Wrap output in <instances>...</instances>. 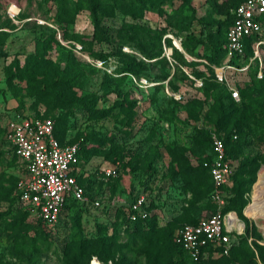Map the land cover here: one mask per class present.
<instances>
[{"label":"rangeland","instance_id":"374dc122","mask_svg":"<svg viewBox=\"0 0 264 264\" xmlns=\"http://www.w3.org/2000/svg\"><path fill=\"white\" fill-rule=\"evenodd\" d=\"M236 1L215 0L223 10ZM76 4L0 0V264H192L175 250L172 238L181 223L215 210L201 164L210 161L211 134L226 137L232 130L237 141H227V148L237 149L226 157L233 173L247 162L241 178H253L242 195L249 233L239 239L244 236L239 220L242 229L230 237V251L216 252L200 264H264L251 246L252 241L264 246L263 219L247 213L264 172V114L258 108L264 107V47L260 63L231 79L244 86L239 101L217 111L214 95L221 86L213 80L215 64L206 59L209 49L196 45L207 31L214 32L203 21L222 15L207 0H191L194 13L187 12L181 31L167 25L169 5L156 8L129 0L118 1L113 9L103 5L95 28L89 11ZM69 13L71 22H56ZM180 42L192 48L191 55ZM174 51L196 64L181 65ZM12 114L50 117L62 142L83 138L79 169L90 180L84 181L87 193L102 204L124 192L120 180L131 190L137 184L155 192L170 212L164 220L156 215L157 228L171 232L168 240L155 245L157 237L150 233L111 236L110 216L80 204L71 205L66 218L43 235L36 220L11 198L22 170L2 137ZM113 164L118 177L103 180L100 170ZM223 193L225 200L229 191ZM105 254L109 259L97 257Z\"/></svg>","mask_w":264,"mask_h":264},{"label":"built area","instance_id":"2783aa9c","mask_svg":"<svg viewBox=\"0 0 264 264\" xmlns=\"http://www.w3.org/2000/svg\"><path fill=\"white\" fill-rule=\"evenodd\" d=\"M230 13L231 23L226 29L223 46L224 58L213 67V77L226 88L234 101H238V85L231 79L235 74H244L253 61L261 62L264 0H241ZM250 36L255 37L251 42L252 55L246 63L237 65L231 62L242 59L243 41ZM2 137L10 153L22 164L12 194L15 203L24 207L43 231L49 233L54 230L68 200L81 206L87 204L94 209L104 208L105 205L106 208L110 207L112 213L120 210L129 222L150 216L148 192L143 188L134 193L128 202L111 198L102 204L101 198H91L85 186L79 184L76 178L82 138L72 143L58 142L50 117H22L13 114L4 123ZM234 138L235 134H232ZM210 141L211 158L203 165L208 168L211 181L208 200L215 205V210L194 224L183 223L173 235L174 243L193 261L206 256L208 249L213 254L215 250L226 254L231 246L230 237L242 229L233 211H221L225 203L223 188L229 184L234 170L225 155L223 137L211 134ZM117 171V165L113 164L101 169L100 173L103 180H108L116 177Z\"/></svg>","mask_w":264,"mask_h":264},{"label":"trees","instance_id":"16d2710c","mask_svg":"<svg viewBox=\"0 0 264 264\" xmlns=\"http://www.w3.org/2000/svg\"><path fill=\"white\" fill-rule=\"evenodd\" d=\"M120 0H77V4L76 7L77 8H85L89 11V15L93 20V25L96 28L97 27V13L99 11H101L102 6L103 5H108V7L110 9L116 8L117 7V3ZM177 1L178 5L175 7L174 2ZM208 4L210 5V8L216 12L217 14H222L220 15L217 19H212L211 21H203L204 26L207 25L208 27L214 28V32L207 31L204 36L207 40L204 39V36L198 40H196V45L198 44H203L205 47H207L209 49V55L206 56V59L208 61V63H212L215 65H218L221 60L224 57V43H225V32L226 29L228 27V25L231 23V13L230 11L241 1V0H237L236 2H229L228 5L230 6V8L228 10H223V6L218 5L215 0H207ZM129 2L131 3H138L140 5H146L148 4H153L154 7L158 8L162 5H169L170 7H172V12L167 16L168 20H167V25L168 27L176 30V31H181L184 29V27L187 26V22L186 19L188 17L187 12H190L191 14L194 13L192 7H191V0H129ZM219 6V8H218ZM70 17L65 19V20H61L56 18V22L61 23L62 21L65 22H71L72 19V13L68 14ZM163 31V30H162ZM162 31L159 33V37L162 34ZM213 34V35H212ZM264 38V35L262 36ZM255 39L254 36H250V37H246L243 41L244 43V52H243V56L242 59L240 60H232L231 62L240 65L243 63H246V61L248 60V58L252 55V49H251V42ZM179 41H182L181 39ZM181 43V47L182 50L188 54L191 55L192 54V48H189L187 44H185L184 42H180ZM264 47V44L261 46V49ZM175 52V55L177 56V61L181 64V65H195L196 61L190 62L187 61L182 53L180 52ZM145 56H149L147 58H150V55L145 54ZM256 61H253L252 64L255 65ZM251 64V63H250ZM249 64V65H250ZM248 65V66H249ZM174 69H177L176 65H173ZM248 68V67H247ZM123 71H129L128 68L124 67ZM211 71V70H210ZM192 73L195 75V77H200V74L198 72V70H192ZM246 73V71L244 72V74ZM164 78H162L161 80H163ZM214 80V77H213ZM215 81V80H214ZM216 84H218L216 82ZM220 85V84H219ZM221 88L218 90V94L214 95V103L215 106L217 107V111H223L225 109H227L229 106H231V104L237 101H234L230 96L228 91L224 88V86L220 85ZM248 85L245 86V90L246 88L248 89ZM242 90H244V86L241 84V86H238V94L239 92H241ZM228 100V101H227ZM83 100L78 98L77 102L80 103ZM239 101V99H238ZM263 102V100H262ZM231 103V104H229ZM259 111L261 113L264 114V107L263 104L261 103L260 105H258ZM3 131V129H2ZM53 133L54 136L55 135V131H54V123H53ZM232 134H235V138L232 139ZM56 139L58 140V142L63 143L60 139H58L56 137ZM209 141V150H210V139ZM227 141L229 142H235L237 141V132L236 130H232L231 132H229L227 134L226 137H223V146H224V152L225 155L227 156L229 153L234 152L237 148V145H233L230 148H227ZM68 143H72V142H68ZM85 145V140H83L80 142L79 144V150H78V158L80 156L81 150ZM247 162H242L240 164V166L238 167V172H234L231 177L229 178V180L231 181V185H229V189L226 188V186H224L225 190L227 189L229 191V196H227L225 198V203L223 205V207L221 208V211L223 213L228 212V211H233L236 215V217L239 220H242L244 222V228H243V235L244 236H239V239L242 240L245 235H247L248 232V226L246 224V218L245 216H243L242 214V210L245 207V199H243V194L244 192L247 191V189L249 188L250 184L253 182V178H250L248 180H243L241 178V175L244 173L242 171V169H244V166L246 165ZM263 164H264V160H263ZM202 168L204 170H206L207 174H208V168L206 166H204L203 164ZM148 178L145 179V181L142 182L143 185H145L146 182L150 181V175L147 176ZM209 177V175H208ZM210 179V177H209ZM77 182L79 184H83L79 179H77ZM230 183V182H229ZM84 186V184H83ZM210 188H211V181H210ZM223 188V190H224ZM210 191V189H209ZM209 193V192H208ZM13 194V193H12ZM11 194V198L13 200V202L15 203V198L14 196ZM208 197V194H207ZM210 202V201H209ZM73 205L75 204V202H73L72 200H68L66 205ZM249 206V205H248ZM247 206V207H248ZM199 219V218H198ZM198 219H191L189 218V220L187 222H183V223H190V224H194L198 221ZM111 221H109V224L112 226L110 227L111 229V236H118L119 234H133V233H150V235L152 234L153 236L157 237L154 242L155 245H158V243H160L162 240L167 241L169 236L171 235V232L169 230H166L165 228H161L158 229L157 225H156V221H157V217L155 214H150L149 217L143 219V220H135L132 222L127 221L126 219H124L122 213L120 210H116L114 213L111 214ZM183 223H181L178 227H180ZM36 227L37 229L43 234H47L48 232H45L41 229V227L39 226L38 222L36 223ZM161 227V226H160ZM155 228H157L158 230H155ZM96 239V238H95ZM96 239V244L99 243ZM172 244L175 248V250L178 251V253L181 255V257L184 260H187L188 262L192 263V264H200L205 260H208L209 258L212 257L213 252L211 249L207 250V254L204 257H201L200 259H198L197 261H193L191 259H189L187 257V255L182 251V249L174 243L173 238H172ZM99 245H104L103 242H100ZM109 246V245H108ZM233 245L230 246V248L228 249V251H230L231 247ZM251 246L253 248V250L256 253V256L264 261V246L258 245L255 241L251 242ZM216 252H219V250H215ZM227 251V253H228ZM226 253V254H227ZM221 254V253H220ZM152 256V255H150ZM97 257L102 260V259H109V254H105L104 256L101 255H97Z\"/></svg>","mask_w":264,"mask_h":264},{"label":"crops","instance_id":"0c3cea01","mask_svg":"<svg viewBox=\"0 0 264 264\" xmlns=\"http://www.w3.org/2000/svg\"><path fill=\"white\" fill-rule=\"evenodd\" d=\"M224 58V57H223ZM223 60V59H222ZM221 60V61H222ZM216 66V65H215ZM216 82V81H215ZM219 84V83H218ZM220 85H222V84H220ZM238 86H240L239 84H237ZM223 86V85H222ZM225 88V87H224ZM226 89V88H225ZM13 115V114H12ZM12 115H10V116H12ZM10 116H7L6 117V119H5V121L10 117ZM5 123V122H4ZM9 149V148H8ZM10 151V150H9ZM14 156V155H13ZM21 164V163H20ZM21 166H22V164H21ZM118 175V174H117ZM87 176V174H82L81 173V170L79 169V162H78V165H77V174H76V178L77 179H79L83 184H84V186H85V190H86V192H88L89 193V191H88V188L86 187V184H85V180H86V177ZM118 176H116V177H114V179H116ZM111 179V178H110ZM210 180V179H209ZM87 182L88 181H90V180H86ZM120 184H121V189H124V192L121 194V193H119V192H115L114 194H113V196H112V198H114V199H119L120 201H123V202H128L130 199H131V197H132V195L134 194V193H137L138 192V190H141L142 188L144 189V190H146V192H148V201L150 202V209H151V213L152 214H155V215H158V217L160 218L161 217V219L162 220H164V219H166L167 217H168V215H169V210H168V208H167V206L164 204H162V202H161V200H159L160 198H157V196H156V194H155V192H151V191H149V190H147V189H145L143 186H139V185H137V184H135L134 185V187L132 188V190L131 189H129L128 188V186L125 184V183H123L121 180H120ZM164 191V190H163ZM87 193V194H88ZM90 194V193H89ZM88 194V195H89ZM107 194V193H106ZM105 194V195H106ZM91 196V195H90ZM102 196V195H101ZM162 197H163V195H161ZM111 199V198H110ZM75 204H78L77 202H75ZM84 206H88L87 204H85ZM104 206V208H101V209H95V210H98V211H100V213L101 214H108L109 216H110V218H111V214H112V211H111V209H110V207H108V208H106V206L105 205H103ZM69 205L67 204L66 206H64V208L62 209V211H61V214H60V219H59V221H58V223L62 220V219H65L66 218V214H67V210L69 209ZM91 207V206H90ZM92 208V207H91ZM92 209H94V208H92ZM80 210H81V207H80ZM243 211V210H242ZM160 215V216H159ZM160 219V220H161ZM161 220V221H162Z\"/></svg>","mask_w":264,"mask_h":264},{"label":"bare ground","instance_id":"6f19581e","mask_svg":"<svg viewBox=\"0 0 264 264\" xmlns=\"http://www.w3.org/2000/svg\"><path fill=\"white\" fill-rule=\"evenodd\" d=\"M252 200H253V203L249 207H247L248 215H250L251 217H254L255 219L261 217L264 223V172H262L259 175L258 183L256 185V192L252 196ZM263 228H264V225H263ZM92 264H99V263L96 260H93Z\"/></svg>","mask_w":264,"mask_h":264}]
</instances>
